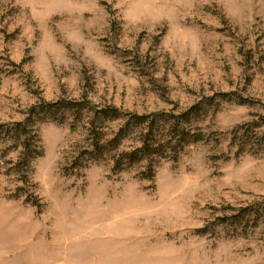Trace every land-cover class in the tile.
Segmentation results:
<instances>
[{
    "label": "rangeland",
    "instance_id": "rangeland-1",
    "mask_svg": "<svg viewBox=\"0 0 264 264\" xmlns=\"http://www.w3.org/2000/svg\"><path fill=\"white\" fill-rule=\"evenodd\" d=\"M262 124L264 0H0V264H264Z\"/></svg>",
    "mask_w": 264,
    "mask_h": 264
},
{
    "label": "trees",
    "instance_id": "trees-1",
    "mask_svg": "<svg viewBox=\"0 0 264 264\" xmlns=\"http://www.w3.org/2000/svg\"><path fill=\"white\" fill-rule=\"evenodd\" d=\"M221 96L222 97H226L227 96V94H221ZM73 104L74 103H67L66 105L67 106H64V107H73ZM63 105V104H62ZM39 106H41V105H39ZM75 106V105H74ZM40 108H42V106L41 107H39V109ZM38 108H34V110L33 111H36ZM110 110V113L108 114V111ZM195 110V107H192L190 110H189V112H187V113H185V114H182V116H187V115H189V114H191V113H193V111ZM57 111V110H56ZM108 111L107 110H105L104 112H102V113H105L104 115H111V117H113L112 115H114V118H116V119H118L121 115H123L124 117H126V118H130V119H135V121H141V123H143L142 121H144V119H145V116H137V115H134V114H128V113H126V112H120V111H118V110H115V109H112V108H110V109H108ZM34 113H36V112H34ZM173 116V115H172ZM153 127H154V121H152V122H150V123H148L147 124V126H146V128H145V131H146V136H147V140H145V141H143V144L145 145V147L146 148H149V142L151 141V138H150V135H152L153 134V132H154V129H153ZM247 127H249V125H246L245 126V128H247ZM261 129H262V131H263V134L262 135H264V124H262V126H259ZM245 128L243 127V128H240V129H242V130H244L245 131ZM96 139V138H95ZM26 142L27 141H24V142H22V146H23V148L25 149H28V145L26 144ZM92 146H93V150H95V151H101V149H102V146H101V144H99V142H98V140L96 139L94 142H93V144H92ZM158 147H159V145H158ZM248 211H250V213H251V215H252V218H254L256 215H258L259 214V212H262V211H264V200L263 201H261V202H259V203H257L256 204V206L254 207V208H252V207H249V210H247V208H245L244 209V212H246V215L247 216H250L247 212ZM259 216V215H258ZM237 217V214L234 216V218H236ZM255 221V220H254Z\"/></svg>",
    "mask_w": 264,
    "mask_h": 264
}]
</instances>
